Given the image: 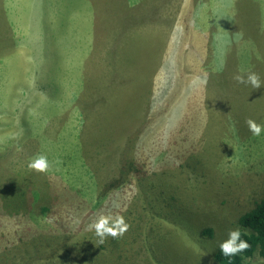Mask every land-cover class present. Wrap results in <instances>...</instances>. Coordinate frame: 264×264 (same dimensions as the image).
<instances>
[{
    "label": "rangeland",
    "instance_id": "rangeland-1",
    "mask_svg": "<svg viewBox=\"0 0 264 264\" xmlns=\"http://www.w3.org/2000/svg\"><path fill=\"white\" fill-rule=\"evenodd\" d=\"M88 1L0 0V264H212L264 197V0Z\"/></svg>",
    "mask_w": 264,
    "mask_h": 264
},
{
    "label": "clouds",
    "instance_id": "clouds-1",
    "mask_svg": "<svg viewBox=\"0 0 264 264\" xmlns=\"http://www.w3.org/2000/svg\"><path fill=\"white\" fill-rule=\"evenodd\" d=\"M234 76L237 83L250 85L253 89L261 88V80L255 72L247 71L243 75ZM245 123L252 136H260L264 132V125L257 123L252 119H246ZM50 160L46 154H38L30 158L26 167L36 172H43L50 167ZM113 207H118L114 204ZM129 225L124 217L118 213L115 215H101L94 221L90 222L88 229L93 231L97 237V243L102 244L107 236L117 237L122 236L128 229ZM219 251L223 256L233 257L238 253H243L249 248L247 240L242 238V229L240 227L232 228L227 231V238L222 240L219 245ZM256 264H264V258L257 256Z\"/></svg>",
    "mask_w": 264,
    "mask_h": 264
},
{
    "label": "trees",
    "instance_id": "trees-1",
    "mask_svg": "<svg viewBox=\"0 0 264 264\" xmlns=\"http://www.w3.org/2000/svg\"><path fill=\"white\" fill-rule=\"evenodd\" d=\"M120 173L121 175L119 181H122L125 179L124 175L127 173V171L126 169L121 170ZM39 185L41 186H37V188L45 187L46 182H43ZM159 194L161 196L163 195L162 193ZM142 195L146 196L145 194ZM164 201H167V199L164 198ZM48 208L49 207H41V210L43 209L45 212ZM236 224V227H240L242 229V238L248 241L249 248L243 253H238L233 257H226L220 253L218 247L211 253L212 264H247V260L254 257L255 255H259L260 257L264 258V197L259 201H256L251 209L242 213L237 218ZM202 234L212 237L213 229L205 228L202 230Z\"/></svg>",
    "mask_w": 264,
    "mask_h": 264
},
{
    "label": "crops",
    "instance_id": "crops-1",
    "mask_svg": "<svg viewBox=\"0 0 264 264\" xmlns=\"http://www.w3.org/2000/svg\"><path fill=\"white\" fill-rule=\"evenodd\" d=\"M74 1V5H76V6H78V3H79V7L82 9V12L83 13H87L89 10H91V19H93L94 18V16L96 15V5H93V4H91V3H89V1L88 0H73ZM142 0H125V2H126V6H129V7H137V5L141 2ZM94 3H96V2H94ZM97 4V3H96ZM213 7L214 6H210V7H208L206 10H205V12L206 13H212V14H214L215 16H216V14L217 13H219V10L221 11V12H223L222 13V16L221 17H219V19L221 20V21H219V22H224V20H225V17L223 16L225 13L226 14H228L229 15V17L228 18H230L231 20H232V16L229 14V13H227L223 8H215V9H213ZM75 14V13H74ZM218 22V23H219ZM223 28H224V24H223ZM240 29V28H239ZM92 30V27L90 28V31ZM241 30V29H240ZM90 46H92V44H90ZM89 48V47H88ZM39 89H40V87H38V89H37V91H35V93H37L38 91H39ZM38 94V93H37ZM40 105V104H39ZM40 108V106H38V107H36V110H38ZM20 110V109H19ZM25 110H26V107H25V109H23V111H19V113H21L22 114V116L24 117V114H25ZM26 114L28 115V117H30L29 116V111L27 110V112H26ZM4 117H7V112L5 113V115H2L1 117H0V119L1 118H4ZM8 118V117H7ZM18 120H19V125L17 126L18 128H19V131L18 132H16V133H10L9 135H8V139L6 140V141H4L2 144H1V146L3 147V148H12V149H14V150H16L17 149V147H18V144H19V142H22V141H20V139H19V135H20V129L21 128H25V127H28V126H30V125H33L34 123L33 122H31L30 120H25V119H23L22 117H20V116H18ZM9 119H11V118H9ZM12 120H14V118H12ZM37 123H38V121H37ZM36 123V124H37ZM72 130V132H74L73 131V128L71 129ZM75 135H74V133H73V137H74ZM70 140L72 141V142H74L73 141V139H72V137H70ZM15 144H17V145H15Z\"/></svg>",
    "mask_w": 264,
    "mask_h": 264
}]
</instances>
